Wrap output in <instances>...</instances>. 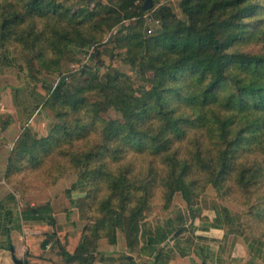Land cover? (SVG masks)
I'll list each match as a JSON object with an SVG mask.
<instances>
[{
    "label": "trees",
    "instance_id": "obj_1",
    "mask_svg": "<svg viewBox=\"0 0 264 264\" xmlns=\"http://www.w3.org/2000/svg\"><path fill=\"white\" fill-rule=\"evenodd\" d=\"M69 1L0 0V48L9 55L15 45L13 51L23 61L25 56L37 54L43 67L56 71L69 45L83 43L90 48L91 40L98 37L91 33L92 27L112 28L134 20L121 38L126 42L127 55L123 57L115 50L111 53V61L105 62L109 71L105 82L99 77L100 68L91 69L85 85L72 96L67 89L63 90L67 86L63 79L51 89L43 80L30 78L35 90L47 95L46 102H63L74 112L93 105L84 97L86 92L101 89L105 105L126 118L125 123L107 121L100 116L99 108L92 110L93 124L101 119L104 146L77 160L86 166L94 156H100L104 147L108 148V142L120 135L130 145L132 140H137L140 149L151 144L154 152L161 154L169 165L164 185L166 205L176 192L190 201L197 189L196 181L191 178L199 172L225 199L242 207L253 232L247 239L264 252V18L261 17L264 4L261 0H179L185 18H179L169 5L156 8L155 0L147 10V0H94L93 8L90 0ZM149 18L159 25L152 33L146 26ZM251 40L262 42V49L244 50L243 44ZM112 50V40L95 47L96 54ZM134 69L145 75L152 73L150 87L141 88L133 81L130 72ZM185 79L192 82L187 92L182 91V84L173 86ZM172 98L178 104L173 106ZM41 103L40 99L33 112ZM153 115L158 118L160 128L143 129L145 118ZM70 127L65 120L56 130L73 134ZM187 127H200V131L206 132L201 134L207 141L198 138L193 157L200 165L198 170L189 157L179 159L171 151L173 137H186ZM81 132L82 127L78 133ZM65 139L64 136L62 140ZM56 141L54 133L36 138L24 127L11 151L9 180L14 183L15 175L24 167L32 169L31 166L43 163ZM117 151L118 148L114 149ZM52 167L53 164L50 171ZM59 179L48 175L50 182L46 185H54ZM79 184L85 188L83 179ZM150 193V187L131 181L121 171L113 180L111 197L118 196L117 202L112 198L104 201L100 217L82 228H70L69 221L58 222L52 215L51 202L32 207L35 216L45 220L53 230L46 232L44 239L34 237L29 255L33 258L25 261L100 264L105 261L100 250L102 238L108 237L115 244L118 230L129 240L138 236ZM236 193L240 199H234Z\"/></svg>",
    "mask_w": 264,
    "mask_h": 264
},
{
    "label": "rangeland",
    "instance_id": "obj_2",
    "mask_svg": "<svg viewBox=\"0 0 264 264\" xmlns=\"http://www.w3.org/2000/svg\"><path fill=\"white\" fill-rule=\"evenodd\" d=\"M73 1L77 2V0H71L69 3ZM261 2L264 4V0H261ZM94 3V0H90L91 8H93ZM161 5H169L179 18L186 17L179 0H155L156 8ZM261 17L264 18V10ZM133 21L126 20L115 24L112 28L105 25L102 28L99 25L92 27L91 33L98 35V37L91 40L90 48L84 46L83 43L69 45L63 54L60 68L56 71L43 67L39 58L36 57L37 54L27 55L23 61L13 51L15 45L14 48H11L9 55L6 54L3 48H0V92L2 90L13 92L15 106L12 113L15 115L20 113L21 115L24 111L21 108L24 105L23 103L26 105L32 102L35 108L41 99L42 103L34 111L33 119L28 122L25 128L31 130L36 138L47 137L50 133H54L57 138L56 144L52 147L50 154L45 156L43 163H37L35 167L31 166L32 169L24 167L21 172L15 175L14 183L20 192L23 194L28 192L50 193V191L58 189L59 193L56 196V200L60 203H58L60 209H58V220H60V223L65 224L69 221L68 226L70 228L74 226L82 228L85 225H92L100 217L102 203L112 198L113 180L121 171L126 172L131 181L150 187L149 206L145 209L141 218L138 236L134 240H129L123 231L118 230L115 244L110 243L108 237L100 240L101 248L106 252L104 253L105 264H141L140 262H145L147 250L145 247L148 238L163 227L167 229L173 226L178 217H184V213L193 208L192 205L200 204L206 207L215 198L219 205L224 208L228 207L233 212L243 213L242 207L236 201L225 199L214 185L207 184L205 176L199 172L193 174L191 178L192 181H196L197 189L195 195L191 196L190 201L186 200L181 192H176L171 203L166 205L167 197L164 185L166 171L169 167L168 162L164 161L161 154L154 152L151 144L144 149H140L137 147V140H132V145H130L123 139V135H120L114 141L108 142V148L104 147L100 156H94L91 162L83 166L77 160L79 157L85 158L92 151H99L104 146V135L100 126L101 119H97L93 124L95 120L91 111L99 108L101 111L100 116L107 121L115 120L125 123L126 118L115 108L105 105V97L101 89L88 91L84 94L89 103L99 107L88 106L81 112L70 111L69 107L60 101L57 104H55V100L48 103L46 102L47 95L45 93L41 95L39 91L35 90V84L31 83L30 80L31 77L36 78L37 81L43 80L46 86L51 89H55L63 79L67 83L63 90L67 89L69 95L75 96L80 87L85 85L86 79L90 75L88 71L95 68H100L99 77L101 81L105 82L109 73L108 65L105 62L111 61V53L115 50L114 52L120 53L123 57L127 55L126 42L121 38L126 35L125 33ZM146 26H152L156 29L159 25L147 19ZM111 40L113 43L111 52L96 54V45ZM262 47L263 43L255 40L248 41L242 46L244 50L254 52L260 51ZM128 67L130 66L128 65ZM140 67L143 68V64ZM130 76L141 88L151 86L149 81L152 77L151 72L145 75L134 69L130 72ZM175 84L178 86L182 84L183 92H187L192 86L190 79L174 83L173 86ZM171 104L174 106L178 103L173 101L172 98ZM11 115L13 116L11 113L5 115L6 119L9 120ZM65 120L72 126L70 131L73 129V134H65L60 130L57 132L56 129L61 127ZM80 127H82V132L79 134ZM141 127L143 129H158L160 128V122L154 115L148 116ZM199 129L200 127H187L186 137L181 139L173 137L171 146V151L176 152L179 159L189 157L195 170L200 167L197 161L193 159L197 140L201 138L202 141H207V137L201 134L206 132ZM64 136L66 139L62 140ZM117 148L118 151L115 153L114 149ZM52 164L53 167L50 171L49 168ZM57 166L59 169H57ZM49 173L60 177L56 184L46 185L50 182L48 175L51 174ZM80 179L85 181V188H82L79 184ZM206 195L214 198L206 197ZM233 197L234 199H240L241 196L236 193ZM112 199L117 202L118 196ZM67 214L68 220H66ZM243 215L244 218L240 224L241 232L246 238L252 237L253 232L249 217L244 213ZM243 223L244 225H242Z\"/></svg>",
    "mask_w": 264,
    "mask_h": 264
},
{
    "label": "crops",
    "instance_id": "obj_3",
    "mask_svg": "<svg viewBox=\"0 0 264 264\" xmlns=\"http://www.w3.org/2000/svg\"><path fill=\"white\" fill-rule=\"evenodd\" d=\"M13 96L11 90L0 92V264H18L16 258L32 260L29 255L34 237L44 239L46 232L53 230L35 216L32 207L51 202L52 215L60 222L58 189L23 194L7 175L14 143L35 115L32 102L23 103L21 115L12 113ZM8 112L13 114L9 120ZM192 206L173 226L163 227L148 238L146 259L141 264H264V252L241 232L243 213L224 208L215 198L206 207ZM100 250L106 253L101 245Z\"/></svg>",
    "mask_w": 264,
    "mask_h": 264
},
{
    "label": "water",
    "instance_id": "obj_4",
    "mask_svg": "<svg viewBox=\"0 0 264 264\" xmlns=\"http://www.w3.org/2000/svg\"><path fill=\"white\" fill-rule=\"evenodd\" d=\"M152 7H153V0H147L146 1V5H145V9L147 10V9L152 8ZM16 262L18 264H28V262H26V261H24L22 259H18V258H16Z\"/></svg>",
    "mask_w": 264,
    "mask_h": 264
},
{
    "label": "built area",
    "instance_id": "obj_5",
    "mask_svg": "<svg viewBox=\"0 0 264 264\" xmlns=\"http://www.w3.org/2000/svg\"><path fill=\"white\" fill-rule=\"evenodd\" d=\"M149 20H150L151 22H155V23H157V22L154 21L152 18H149ZM153 30H154V28H153L152 26H150L149 29H148V32H149V33H152Z\"/></svg>",
    "mask_w": 264,
    "mask_h": 264
}]
</instances>
